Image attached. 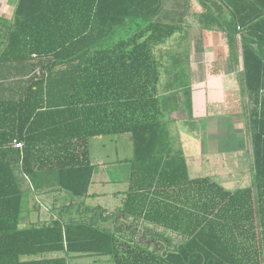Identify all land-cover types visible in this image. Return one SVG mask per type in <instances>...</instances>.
<instances>
[{"label": "trees", "instance_id": "obj_1", "mask_svg": "<svg viewBox=\"0 0 264 264\" xmlns=\"http://www.w3.org/2000/svg\"><path fill=\"white\" fill-rule=\"evenodd\" d=\"M230 2L222 28L232 46L241 35L254 167L252 185L236 190L192 177L164 118L156 49L182 30L189 7L18 0L10 20L0 17V264L89 255L113 264H264V0ZM123 133L133 158L119 215L150 233L62 216L21 226L25 180L35 191L64 190L68 206L81 207L94 172L90 138ZM46 253L61 255L32 258Z\"/></svg>", "mask_w": 264, "mask_h": 264}, {"label": "crops", "instance_id": "obj_2", "mask_svg": "<svg viewBox=\"0 0 264 264\" xmlns=\"http://www.w3.org/2000/svg\"><path fill=\"white\" fill-rule=\"evenodd\" d=\"M2 2L3 11H9L7 7H12L14 11L18 3L17 0H0V3ZM174 4L178 9L180 7L190 8V12L184 18L182 30L169 38L170 42L177 41L182 44L183 41L186 42L189 83L185 85L186 95H182V90H180L175 96L174 89L177 87L172 88L169 86V82H165L164 90H162L160 79L159 98L162 102L163 112L170 110L172 113V115H164V118L171 119V125L173 124L176 128H178L179 121H187L188 130L198 136V142L201 140V145L198 144L200 148L198 151L195 150L190 157L184 152V146L176 143L175 149L183 151L192 177L209 176L210 171L206 172V169L213 167L209 162L222 161L226 165H219L218 173H226L225 169H227L232 174L231 169L239 167V169H243L240 174L244 175L249 171L253 180L252 144L251 139L248 143L246 135L248 130L246 122L247 97L241 35L237 34L235 44L232 46L227 32L222 28V22L229 16L231 2L230 0H174ZM184 9L186 8L182 10ZM3 14H0V17L10 20L14 13L11 17ZM169 44L166 42L156 49L161 63L163 62L162 51L166 50ZM172 95L175 96L173 105L169 100L172 98L168 97ZM184 108L187 110L185 113H183ZM216 123L219 126H215ZM212 127H216L218 130L214 133L215 129L212 130ZM212 131L216 137H221L218 142L216 140L212 142V136L214 137ZM113 136L115 139H108L111 138L108 135L92 137L93 139L103 137V139L97 140V144L98 147L102 144L104 149L100 150L99 148L95 153L92 149V138H90V159L94 164V172L90 194L84 200L89 205L84 203L81 207L68 206L72 198L69 193H65L66 191L60 189L35 191L31 188L29 180H23L24 187L29 192V199L21 226L40 225L44 221L49 222L59 216H62L65 221L83 217V219L95 220L98 225L113 231L116 226H121L124 228V234L128 232L132 236L138 232L137 229L139 231L147 229L150 233L149 226L147 227L141 220L132 224L134 222L132 218L127 220L119 215L129 188L133 141L131 133ZM108 140L115 143V154H109L107 151L106 142ZM191 158L192 160H190ZM231 159L235 160L232 164L228 162ZM192 169L194 170L192 171ZM34 198L45 207L44 213H41L37 218L30 217L32 212L30 203L31 201L35 202ZM93 212L95 213L93 214ZM26 217L27 219H24ZM60 255L61 253H46L32 258ZM89 256H97L96 260L105 264H113L112 257L109 255Z\"/></svg>", "mask_w": 264, "mask_h": 264}, {"label": "rangeland", "instance_id": "obj_3", "mask_svg": "<svg viewBox=\"0 0 264 264\" xmlns=\"http://www.w3.org/2000/svg\"><path fill=\"white\" fill-rule=\"evenodd\" d=\"M18 2V0H17ZM16 2V3H17ZM3 2L0 3V14H5L8 15L9 17L12 16V14L14 13V11L12 10V7H7L9 8V11H3ZM3 14V15H4ZM170 43L169 46H167V49L162 51L163 53V59H162V66H161V89L164 90V83L165 82H169V86L172 88H176L174 89V93L175 96L178 92H180V90H182L181 94L182 95H186V86L189 83V72L187 69V62H188V57L186 54H188V49L186 46V42L183 41V44L181 42H175L172 41L170 42L169 40L167 41V43ZM174 42V43H173ZM158 49V48H157ZM158 50H156L157 52ZM158 54V53H157ZM165 80V81H164ZM179 86H182L179 88ZM174 95L172 96H168L170 100V103L173 105L174 103ZM186 105V104H184ZM185 107V106H184ZM247 107V104H246ZM187 110L186 108H184L183 113H185ZM164 115L168 116V115H172V113L170 112V110H165ZM247 119L246 122L248 120V112L246 113ZM187 121L185 120H181L179 121L178 124V128H176L173 124L170 125L169 129H170V133L172 134L174 140L176 141L177 144H180V146H184V152L190 157L191 154L194 153L195 150L198 151V144L201 145V140L198 142V136L193 134L190 130H188L187 126H186ZM215 126H219L217 123L215 124ZM248 127V126H247ZM214 133L218 130V128L216 127H212V130H214ZM247 130V128H246ZM213 134V131H212ZM214 137L212 136V142H214V140H216V142L219 141V139L221 137H216L215 134H213ZM247 140L249 143L250 140V136L247 130ZM107 137V136H104ZM108 139H115V137L113 135H109ZM218 138V140H217ZM103 139L102 138H96V139H91L92 141V149L94 151V153L96 151H98V149L100 148V150L104 149V147H102V144L100 147H98L97 144V140ZM115 143L111 142V140H108V142H106V148L107 151L109 152V154H115ZM192 160V158L190 159ZM235 161L234 159L228 160V162H230L232 164V162ZM244 161V160H243ZM209 164H211V166H213L212 168H208L206 169V172H209L208 175L211 176V178L221 184H223L226 188L230 189V190H236L238 188H242L245 186H250L253 183L252 178L249 175V171L245 172V174H240V172H242L243 169H239V167H233L231 170L233 171L232 174H230L231 172L228 171L227 169H225L226 173H218L219 169L218 166L219 165H226L225 162L222 161H210ZM235 164V162H234ZM194 169H192L193 171ZM202 170V169H201ZM200 172V171H199ZM202 174V173H201ZM28 183V182H27ZM29 193V192H26ZM24 195V207L27 208V204H28V194ZM68 193V192H65ZM69 195V194H68ZM34 201H31L30 203V217H35L37 218L38 216H40V214L44 213L45 211V207L43 204H41L39 201H37L36 198H34ZM86 205H89L86 202ZM39 208V209H38ZM25 215V210H24V214H22V219ZM34 215V216H33ZM80 219L83 217H79ZM24 219H27L24 218ZM23 224V220H21V225ZM97 256H79V257H69V264H105L103 262H101L100 260H96Z\"/></svg>", "mask_w": 264, "mask_h": 264}, {"label": "built area", "instance_id": "obj_4", "mask_svg": "<svg viewBox=\"0 0 264 264\" xmlns=\"http://www.w3.org/2000/svg\"><path fill=\"white\" fill-rule=\"evenodd\" d=\"M16 146H20V143H16Z\"/></svg>", "mask_w": 264, "mask_h": 264}]
</instances>
